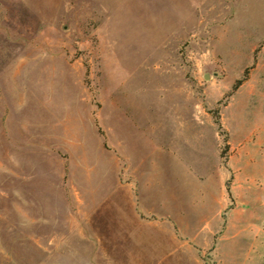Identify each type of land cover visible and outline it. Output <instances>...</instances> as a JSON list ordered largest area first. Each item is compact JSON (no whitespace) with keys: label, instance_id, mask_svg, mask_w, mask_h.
Segmentation results:
<instances>
[{"label":"rangeland","instance_id":"rangeland-1","mask_svg":"<svg viewBox=\"0 0 264 264\" xmlns=\"http://www.w3.org/2000/svg\"><path fill=\"white\" fill-rule=\"evenodd\" d=\"M185 158L218 209L193 258L162 207L93 244ZM0 264H264V0H0Z\"/></svg>","mask_w":264,"mask_h":264},{"label":"crops","instance_id":"crops-1","mask_svg":"<svg viewBox=\"0 0 264 264\" xmlns=\"http://www.w3.org/2000/svg\"><path fill=\"white\" fill-rule=\"evenodd\" d=\"M194 130V125H192L191 132ZM170 142L169 145L175 147V139H171ZM174 170L178 173L173 184V188L177 189L176 195L171 193L169 186L165 188L164 194L159 193L158 188L162 182L155 177L149 178L152 180L149 183L150 191L141 187L137 193H134L128 183H119V188L114 191V195L109 192L107 205L104 206L107 214L103 213L101 222H92L93 244L103 246L102 250H104L105 245L114 243L112 239L115 237L120 238L117 243L121 246V250H127L133 237L137 240L136 245L147 244V235L143 232L147 220L141 217V213L162 207L177 226L179 235L177 245L167 255L181 259V253L187 249L191 241L193 258L195 254L193 244L204 246L201 244L205 241L204 239L211 241L213 231L217 228L216 225L213 226V219L218 224V218L215 217L218 209L212 207L210 192L197 188L195 165L191 158L181 160ZM135 180L141 182L143 178L135 174ZM215 199L219 201V205L222 203L220 196H215ZM112 209L115 210L111 211Z\"/></svg>","mask_w":264,"mask_h":264}]
</instances>
